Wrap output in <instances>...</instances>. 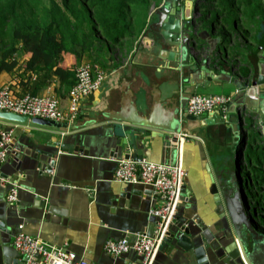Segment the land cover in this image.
I'll return each mask as SVG.
<instances>
[{"label":"crops","instance_id":"0c3cea01","mask_svg":"<svg viewBox=\"0 0 264 264\" xmlns=\"http://www.w3.org/2000/svg\"><path fill=\"white\" fill-rule=\"evenodd\" d=\"M162 3L163 0L154 10ZM154 20V14L149 16V24ZM207 21L210 22V18ZM157 35L155 30L147 31V26L143 28L134 41L128 44L129 46L119 55L121 59L118 64L106 68L104 71L106 77L99 90L83 98L79 115L70 124L81 125L82 122L85 124L89 122L88 119L96 121H93L89 127L82 126L80 128V131L91 130L84 140L69 139L67 141L66 149L73 153L63 152L58 160V165L55 168L59 182L55 184V187L48 185L47 193H45L47 202L54 211H44L43 214H39L37 207L28 204V201L25 200L26 203L22 207V222L20 223L22 224L20 228L25 231L23 233L27 232L26 234L35 236L56 247L74 252L76 257H81L91 263L114 264L116 258L114 256L117 255L108 253L104 249V243L107 240H118L124 237L132 239L137 232L154 229L153 224L148 220L149 210L158 204L153 192L148 194L143 189L139 190L140 194L133 193L131 190L138 189L136 187L141 188V186H136L139 185L138 183L114 181L117 159L106 158L109 151L113 150L111 148L114 147L116 137L108 132L105 126L115 124L111 116L117 115L123 108L128 109L129 106L134 107L137 114L142 116H147L155 109L154 114L160 126H169L179 120L183 131L186 132L173 134L161 127L156 129L147 127L142 134L129 132V149L134 153L135 149H138L143 158L151 161L174 163L178 156H181L186 173L184 184L189 190V196H187L188 200L180 202L179 210L177 209L178 216L181 219L191 218L201 227H208L218 221L214 196L215 191L220 192L221 186L216 178L212 180L210 173L208 174L207 166L214 175L222 173V178L227 177L229 169L233 168V160H243L240 150L242 140L245 139L246 142V138L244 133L236 131L234 122L228 120L229 110L233 109L234 104H229L228 116L225 120L217 114L207 113L195 116L186 111V97L193 94L233 97L236 87L229 81H222L219 84L216 79L211 80L210 74L206 75L204 72H200L198 75L199 72L194 69V65L188 67L194 69L192 74L188 68L184 70L180 68L182 55L180 48L175 55L174 62H168L159 57L161 47L152 44ZM203 39L207 44V52L214 49L212 43L215 39L216 45L219 41V38L210 34ZM259 46V40L252 44L253 48ZM172 49L178 51L177 48L173 47ZM258 50L260 49L258 48ZM263 51L264 49H262ZM192 54L194 57L197 56L195 50H192ZM28 55L24 53L20 55V59L24 60L28 58ZM107 58L110 56L107 55ZM225 58L230 60L228 56ZM114 59H118L117 56ZM113 60L110 58L111 63ZM203 60L207 59L199 58V66L206 65L213 71L214 78L220 74L223 66H216L210 60L204 64ZM248 60H250L249 57ZM75 61L73 54L64 52V62L61 66L64 69L70 68ZM245 61L247 62V60ZM81 63L86 62L82 61ZM230 63L232 67H228L229 63L225 65L230 68L231 75H235V70L240 69V66L234 65L235 63L233 64L231 60ZM243 68H245L244 65ZM193 76L197 82L195 88L188 83V78L191 80ZM0 84L10 86L16 96L22 94V86L19 78L15 75L6 71L1 72ZM60 86L59 79H55L38 94L56 96L60 106L65 109L68 105L69 88L60 89ZM184 103V109H181V105ZM258 114L262 115L261 112ZM213 117L215 118L214 122L201 124L202 119ZM119 123L121 125L130 124L125 120ZM0 126L10 127L13 130L9 141L13 140L14 142V148L9 154L12 158H16L15 155L19 153L18 149H27L28 143L25 138L31 137L33 133L39 144L48 149L54 147L52 145L54 140H57L58 144L61 140V136L55 128L31 122L17 124L0 119ZM151 134L154 136H150ZM180 135L183 136L180 145L176 146L168 141L171 136L180 138ZM81 146L84 148H81L84 153L74 151L75 148ZM236 146L238 147L236 148ZM11 168L9 159L6 158L0 162V172L6 174L10 172ZM16 173L20 175L23 172ZM9 182L12 180L0 177V186H6ZM249 201L251 204L248 208L252 209V198ZM14 227L11 229V231L14 230V234H10V237L5 232L0 233V264H4L5 253L6 256L11 257L18 252L14 249L12 242L19 229L15 231ZM2 236L8 238L6 246L2 243ZM7 252L13 253L8 254ZM171 254L166 249L161 253L157 263L179 264ZM135 255L131 252L126 259L122 258L117 263L130 264V259L134 261L135 258H138Z\"/></svg>","mask_w":264,"mask_h":264},{"label":"water","instance_id":"95a60500","mask_svg":"<svg viewBox=\"0 0 264 264\" xmlns=\"http://www.w3.org/2000/svg\"><path fill=\"white\" fill-rule=\"evenodd\" d=\"M262 2L264 3V0ZM197 5L198 0H163V3L151 13V15H155V20L147 25V31L155 30L158 34L153 39L152 44L156 47H161L159 57L168 62H174L179 48L182 49L180 68H183V70L194 65V69L199 72L198 75H200V72H204L206 75L210 74L211 80L216 79L219 84L222 81L233 83L236 91L234 96L231 97L230 104L234 105L233 109L229 110L228 120L229 122H234L238 133H244L246 140L248 138L250 140L257 139L264 146V51H261L258 55L255 68H252L246 74L231 75L228 67L232 66H225V69L222 67L220 74L214 78L213 71L208 69L206 65L199 66V59L192 54V50L198 46L197 39L209 36L206 30L196 32L193 28ZM215 41L216 39L212 43L214 49L217 42ZM173 47L177 48L178 51L172 49ZM258 48L264 49L261 46ZM206 62L207 60H203L204 64ZM214 64L220 66L216 63ZM194 69L188 68L190 74L194 72ZM192 81L195 82L193 83ZM209 82L210 80L208 84ZM188 83L194 88L197 85L194 76L191 77V80L188 78ZM189 97H186V103ZM184 106L185 103L181 105V109H184ZM129 107L128 109L123 108L115 116L110 115L114 119L115 124L105 126V129L116 137L114 147L111 148L113 150L109 151L107 159L123 157L140 160L143 158L142 153L138 149H135V153L129 149V132L142 134L147 127L155 129L161 127L173 134L186 132L183 131L179 120L169 126H160L154 114L155 109L149 112L147 116H142L137 114L134 107ZM258 112H261L262 115H259ZM0 119L17 124L31 122L41 126L52 127L61 136L59 144L57 140H54L52 142L54 147L48 149L39 144L33 133L31 137L25 138L28 143L27 149L17 148L19 153L15 155L16 158H12L9 155L14 148L13 140L5 145L6 158L9 159L12 168L6 174L0 172V177L12 180V182H9L6 186H0V233L5 232L10 237V234H14V230L11 231L14 226L15 231L19 229L16 233L25 232L20 228L22 225L20 224L22 222L21 217L23 216L22 207L26 203L25 200L28 201V204L36 206L39 214H43L44 211H54L49 206L45 193H47L48 185L55 187V184L59 182L57 169L55 168L58 165V160L63 152L73 153L66 149L67 141L69 139L74 141L84 140L91 130L80 131V128L82 126L89 127L96 120L88 119L89 122L85 124L82 122L81 125L69 124L41 117H29L1 109ZM214 119V117L211 119L204 118L201 120V124L214 122ZM124 120L130 124L121 125L119 123ZM4 129L10 131L12 136L13 130L10 127H4ZM150 136H154V134ZM168 139L170 142L175 140V137L171 136ZM134 144L137 145L135 142ZM134 144L132 143L133 146ZM81 148L84 149L81 146L75 148L74 151L84 153ZM207 171L208 174L210 173L212 180L216 178L221 186L220 192L217 193L215 191L214 196L218 221L208 227H201L191 218L185 217L181 219L176 213L174 222L170 226L167 236L164 238L151 264H158L161 253L166 251V249L169 253H172L171 256L179 264H264V221L254 217V207L252 209L248 208L251 204L249 201L251 194L244 188L243 184L246 181L237 173V167L235 172L229 169L228 176L225 178H222V173L214 175L209 166H207ZM16 172L23 173L18 175ZM136 186H141V188L136 187L138 189L131 190V192L140 194L145 189V193H152L151 185L139 184ZM10 190H15L16 199L14 201H8L6 198ZM139 190L141 191L139 192ZM187 196H189V190L184 184L181 199L183 201L188 200ZM148 220L155 227L156 218L148 215ZM153 230V228H150L147 234L152 235ZM1 239L6 246L8 238L2 236ZM131 252L136 254L135 256L138 258H135L134 261L130 259V264H142L143 255L132 250L114 256L116 257L114 264H118L117 262L122 258L126 259ZM7 253L12 254L13 252ZM25 260V256L19 252L11 257L6 256L5 253L4 264H25Z\"/></svg>","mask_w":264,"mask_h":264},{"label":"trees","instance_id":"16d2710c","mask_svg":"<svg viewBox=\"0 0 264 264\" xmlns=\"http://www.w3.org/2000/svg\"><path fill=\"white\" fill-rule=\"evenodd\" d=\"M160 1L0 0V73L6 71L19 78L23 89L20 96L38 94L55 79H59L60 89L66 87L69 92L76 82V67L82 61L90 64L93 71L95 65L103 71L116 66L119 55L148 25ZM193 28L219 37L213 52H207L204 39L198 38L194 48L197 59L203 57L223 67L231 66V60L240 66L235 73L244 75L255 68L262 51L252 44L259 40L264 48V3L198 0ZM64 52L75 56L70 68L61 66ZM24 53L29 55L22 60L20 55ZM107 55L118 59L111 63ZM227 56L230 60H226ZM244 142L245 139L237 173L246 181L243 185L251 194L254 217L264 221V146L257 139L248 138L243 147Z\"/></svg>","mask_w":264,"mask_h":264},{"label":"built area","instance_id":"2783aa9c","mask_svg":"<svg viewBox=\"0 0 264 264\" xmlns=\"http://www.w3.org/2000/svg\"><path fill=\"white\" fill-rule=\"evenodd\" d=\"M95 68L93 71L88 63H81L76 67V82L68 92V105L65 109L60 106L59 99L54 95L26 93L16 96L10 86L3 84H0V109L70 124L79 115L83 98L98 91L106 77L102 69L97 66ZM230 102L231 97L226 95L193 94L187 101L186 111L195 116L217 114L225 120ZM174 137L175 140H171V143L180 145L183 136ZM10 139L11 132L0 126V162L6 159L5 145ZM116 163L114 181L152 186L158 204L149 210V216L155 217L156 222L152 235H148L147 232H137L132 239L127 237L118 240L109 239L104 243V249L113 255L132 250L143 255L142 264H151L174 222L178 206L182 201L186 173L181 156H178L174 163L123 157L117 159ZM6 198L8 201H14L15 190H10ZM12 243L15 249L25 256V264H98L81 257L77 258L74 252L66 251L23 232L15 235Z\"/></svg>","mask_w":264,"mask_h":264},{"label":"rangeland","instance_id":"374dc122","mask_svg":"<svg viewBox=\"0 0 264 264\" xmlns=\"http://www.w3.org/2000/svg\"><path fill=\"white\" fill-rule=\"evenodd\" d=\"M222 33V31L221 30H219V34H221ZM241 58H243V56H241ZM237 145H238V142L236 143ZM238 146H236V148H237ZM233 165H234V167L232 168V170H233V172H235L236 171V160H233ZM262 223V222H261ZM263 224V223H262Z\"/></svg>","mask_w":264,"mask_h":264},{"label":"clouds","instance_id":"9594fccd","mask_svg":"<svg viewBox=\"0 0 264 264\" xmlns=\"http://www.w3.org/2000/svg\"><path fill=\"white\" fill-rule=\"evenodd\" d=\"M240 145H241V143H240Z\"/></svg>","mask_w":264,"mask_h":264}]
</instances>
